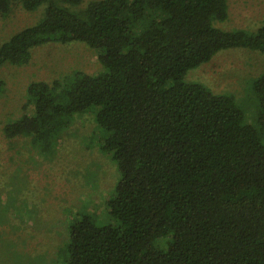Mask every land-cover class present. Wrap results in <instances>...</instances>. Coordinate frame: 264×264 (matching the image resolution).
Segmentation results:
<instances>
[{"label":"trees","instance_id":"trees-1","mask_svg":"<svg viewBox=\"0 0 264 264\" xmlns=\"http://www.w3.org/2000/svg\"><path fill=\"white\" fill-rule=\"evenodd\" d=\"M16 2L44 11L0 44V66L46 43L99 51L98 73L30 82L31 112L3 127L46 148L86 115L116 166L109 222L74 220L66 264H264V67L251 80L256 125L232 94L187 78L219 51L264 57V19L218 28L227 0H0V16Z\"/></svg>","mask_w":264,"mask_h":264},{"label":"rangeland","instance_id":"rangeland-1","mask_svg":"<svg viewBox=\"0 0 264 264\" xmlns=\"http://www.w3.org/2000/svg\"><path fill=\"white\" fill-rule=\"evenodd\" d=\"M227 4V18L214 23L218 28L251 32L264 19V0ZM43 11V6L26 11L18 2L13 4L8 16H0V44L38 22ZM98 53L80 42L46 43L31 50L28 62L0 66V264H66L74 220L91 213L109 222L104 198L119 175L110 157L99 150L97 132L88 138L90 118L76 115L46 148L28 136L9 138L3 133L7 123L31 112L30 105L24 108L30 82H50L74 70L98 73ZM263 67L259 52L233 48L219 51L187 78L216 93L232 94L245 122L256 125L251 80Z\"/></svg>","mask_w":264,"mask_h":264}]
</instances>
